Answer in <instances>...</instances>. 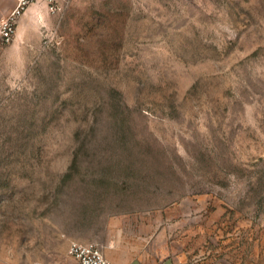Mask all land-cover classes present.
I'll return each mask as SVG.
<instances>
[{
  "label": "rangeland",
  "instance_id": "obj_1",
  "mask_svg": "<svg viewBox=\"0 0 264 264\" xmlns=\"http://www.w3.org/2000/svg\"><path fill=\"white\" fill-rule=\"evenodd\" d=\"M29 9L0 50V264H264V0Z\"/></svg>",
  "mask_w": 264,
  "mask_h": 264
},
{
  "label": "built area",
  "instance_id": "obj_2",
  "mask_svg": "<svg viewBox=\"0 0 264 264\" xmlns=\"http://www.w3.org/2000/svg\"><path fill=\"white\" fill-rule=\"evenodd\" d=\"M36 2H44L51 13L61 14L64 12L69 0H18L16 7L1 20L0 50L12 41L17 30V22L29 7ZM69 254L74 264H116L113 260L107 258L101 247L94 242H72Z\"/></svg>",
  "mask_w": 264,
  "mask_h": 264
},
{
  "label": "crops",
  "instance_id": "obj_3",
  "mask_svg": "<svg viewBox=\"0 0 264 264\" xmlns=\"http://www.w3.org/2000/svg\"><path fill=\"white\" fill-rule=\"evenodd\" d=\"M15 7H13L12 0H0V23H1V20L5 16H7ZM30 14H32L31 9H29L27 11V13L25 14V16L27 17ZM25 16H24V18H25ZM115 263L117 264V262H115ZM134 264H142V263L139 262V263H134ZM161 264H172V263L169 262V261H166V262H163Z\"/></svg>",
  "mask_w": 264,
  "mask_h": 264
}]
</instances>
